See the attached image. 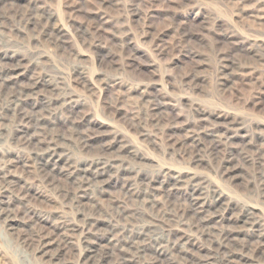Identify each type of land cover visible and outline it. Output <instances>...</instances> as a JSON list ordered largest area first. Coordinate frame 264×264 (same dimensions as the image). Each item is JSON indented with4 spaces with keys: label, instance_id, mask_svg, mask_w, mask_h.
Segmentation results:
<instances>
[{
    "label": "rangeland",
    "instance_id": "374dc122",
    "mask_svg": "<svg viewBox=\"0 0 264 264\" xmlns=\"http://www.w3.org/2000/svg\"><path fill=\"white\" fill-rule=\"evenodd\" d=\"M0 19V70L18 77L14 86L0 81V173L11 183L0 195V264H52L54 254L61 264H79V237L68 242L50 224L58 214L79 220L78 211L93 210L115 217L112 235L129 236L157 221L179 226L200 247L183 264L216 251L225 231L244 264H264L259 232L243 216L252 207L264 225V0H0ZM44 28L62 30L64 41ZM37 80L38 94L21 107L47 114L48 128L40 133L21 112L4 108L13 93L31 94ZM51 98L60 101L50 107ZM202 111L227 116L217 128L222 143L209 136L216 124L201 121ZM199 133L204 140L194 148L191 137ZM34 136L44 146V138L57 137L72 167L120 161L104 178V190L96 187L88 191L92 200L69 204L65 191L71 197L76 186L59 172L41 178L23 145ZM176 172L187 182L204 181L202 226L193 218L191 187L170 190L164 174ZM220 192L223 205L215 204ZM31 208L49 214L50 222H40ZM96 229L91 242L98 251L109 249V228Z\"/></svg>",
    "mask_w": 264,
    "mask_h": 264
},
{
    "label": "bare ground",
    "instance_id": "6f19581e",
    "mask_svg": "<svg viewBox=\"0 0 264 264\" xmlns=\"http://www.w3.org/2000/svg\"><path fill=\"white\" fill-rule=\"evenodd\" d=\"M47 18L50 21L51 15L49 14ZM3 23L4 22L0 19V28L3 25ZM46 33L49 35L56 36V38H57L56 40L59 42L64 41L63 39H64L65 35L62 32V30H60V29H56V28L49 29V30H46ZM56 44H57V42H56ZM2 60L3 59H0V63H2L1 62ZM6 64H8V63H6ZM17 64L19 65V63H17ZM21 67H22V64H21ZM13 70H14V68H13ZM0 81L8 87L14 86L18 83V77L12 72L11 69H7V68L5 69L3 67L0 70ZM39 83H40V80H37L36 82L33 83V85H32L33 88L31 89V94H27L24 92H17V93L12 92L13 93L12 96L9 97L7 95L10 99V102H8L4 105L5 110L6 109L11 110L12 109L11 111H13L14 113L21 112L20 114L22 116V119L24 121H27V123H29V124H34V126L36 127V131H38V133L41 132L40 130H44V129L48 128L47 120H49V119L47 117V114L41 115V116H35V115H30V114L24 113V111H22L23 108L21 107V101L26 100L29 102L30 98H32V96L34 94L37 95L38 90L36 91V89H37ZM2 99H3V95H1V93H0V105H1ZM58 100L59 99L55 100V99L51 98V99H49V101H46V102L48 103V106L51 107ZM29 109H31V108H29ZM49 115L51 116V113H48V116ZM225 117H227V116L222 115V114H213V113H208L206 111L199 112V118L201 121H211L214 124H216V125H214L215 127H213V129L208 130L209 136L211 138H213L214 143H217V142L222 143V139L219 136V129H217V128H218V126H220L221 124L224 123L220 120V118H225ZM203 136H202V134L199 133V134L193 135L191 137L194 148L201 146V144L203 143V140H204ZM35 137L36 136L31 137V138H27L26 141L23 143V145L25 146V148H27L29 150L31 149L32 157L35 159V162H36L37 168H38V172L42 176L41 178H43V180H44V179L48 178L50 175L52 176V174H56V172H59L61 174H64L65 176H67V178H68L67 184L72 185V187L76 186L73 189L74 193H73V196H71V197L69 196V193H70L69 190L65 191L64 196H65V198L68 197L67 200H68L69 204H75V202L78 199L92 200V196L88 193V191L92 190L96 187L100 188L101 190H104L106 188L104 178L106 177V175H108L110 173V171L112 169L114 170V168H116V163L118 161H120L117 158H108V159H104V160L92 161L90 163L84 164L81 167L80 166L79 167L78 166L72 167V166L67 165V164H69V162L66 158H68L69 155L66 152V150H62L61 145H60L61 143L57 137H54V136L51 137L50 136V138H48V139L44 138L45 144H46L45 146L42 145V142L39 141L38 139H36ZM232 138H233L232 136H229L228 141H230V139H232ZM3 140H4V138H3ZM16 142H18V141H16ZM129 155H133L135 159L140 157L138 153H133L132 151H129ZM199 158L200 157L197 156V157H194L192 160L194 162L198 163ZM0 171H1V169H0ZM9 175H11V174L9 173ZM164 176H168V178L170 179L168 182V185H170V187H171L170 190L176 189V188H178V186H181L185 183H187L188 186L191 187L193 192L191 194L192 195L191 196L192 202L191 201L190 202L193 203V205L195 207L194 210H192L193 211V218L195 219V222L197 225L199 224L202 226V220L203 219H201L200 214L204 211L205 208H204V205H201V206L199 205L200 207H198V204H199V200L201 199L200 195H202V192H204L203 191L204 181H202L203 179L198 180L197 177L193 176L191 181L187 182L185 180V175H183L182 172H176L173 174L166 173V174H164ZM9 178H10V176H8V174H6L4 172L0 173V195L1 196L7 192H10V190H11L9 187V184L11 185V183H9V181H8V180H10ZM263 183H264V179H263ZM124 187H125V185H124ZM224 201H225L224 200V194L221 192L217 193V196L215 198V204L222 203V205H223ZM79 204H81V203H79ZM94 208H96V207H94ZM32 209L33 208H31V210H30L31 213L40 222H50L49 221L50 220L49 214H46L44 211H38V210H34V209L32 210ZM78 214L79 215L81 214V216H82L79 220L78 219H68L67 216H64L63 214H58L57 215L58 220L57 221L53 220V222L50 225L53 226L54 228H56L58 231H60L62 237L65 238L64 240H66L68 242L73 243L79 237L78 239L81 240L82 248H84V253L81 254V257L79 259V261H80L79 264H110V260L114 256L121 257L120 264H140V262L143 261L142 259H145L147 257L151 258V261L148 264H183L180 260H184L190 254H196L200 248V247H198V244H197L198 240L196 239V237L188 234L184 229H180L179 226H170V225L169 226H162L161 222L157 221V222L153 223V225H144L139 230H137V232H135V233L131 232V234H128L129 236H124L125 231H124V233L121 232V233L112 235L114 232V228H115L114 227L115 226L114 225L115 217L111 216L109 219H103L102 217L101 218L97 217L95 210H93L92 212H90L88 214L81 212V211H78ZM117 215H119V213H117ZM243 216L245 217V222L249 223L251 225V227L255 228L259 232V243L264 244V225L261 223V220L257 216V213L255 212V210L252 209V207L245 208L243 211ZM9 217L7 216V218H5V220H7ZM8 222L10 223V227H11L13 225V220H9ZM153 222H154V220H153ZM100 224H105L107 226V228H109V230L107 231V234L112 235V237L110 239H108L109 244H111V247L109 248L110 250L109 249L105 250V248H104V250H102V252L98 251V249H96V247L93 245V243L91 242V239H90V235L93 234L95 230H97L96 228H98ZM225 232H222V234L218 235L219 236V238H218L219 248L216 251H210L206 255H200L201 257L199 256L196 264H244V263L248 262L244 259V256H242V255H240L234 251H231L229 249L228 241L230 239V235L226 234ZM52 244H53L52 242H48L47 245L51 246ZM116 248H117V250H116ZM39 250H41V249H39ZM126 251L132 252V253L129 255L121 254V252H126ZM41 254H43V256L45 254L47 255L45 250H43ZM50 262L52 264H61V260L59 259L57 254H54L51 256ZM249 263L253 264V262H249Z\"/></svg>",
    "mask_w": 264,
    "mask_h": 264
}]
</instances>
